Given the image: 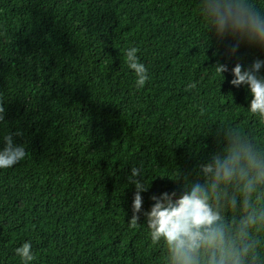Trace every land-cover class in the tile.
Instances as JSON below:
<instances>
[{
  "label": "trees",
  "instance_id": "trees-1",
  "mask_svg": "<svg viewBox=\"0 0 264 264\" xmlns=\"http://www.w3.org/2000/svg\"><path fill=\"white\" fill-rule=\"evenodd\" d=\"M234 44L207 34L199 0H0V150L20 132L13 142L28 153L0 169V264H25L15 253L25 242L27 264H166L144 216L129 224L128 177L141 168L148 211L153 195H179L176 169L194 177L219 150L220 127L264 147L248 87L230 84L233 67L264 49L241 43L233 54ZM131 47L148 69L142 88Z\"/></svg>",
  "mask_w": 264,
  "mask_h": 264
},
{
  "label": "clouds",
  "instance_id": "clouds-1",
  "mask_svg": "<svg viewBox=\"0 0 264 264\" xmlns=\"http://www.w3.org/2000/svg\"><path fill=\"white\" fill-rule=\"evenodd\" d=\"M207 34L217 41H235L233 54L241 43L264 49V5L259 0H199ZM138 49L126 51L128 67L134 71L136 86L149 80L148 69L139 61ZM264 60L248 67L237 63L232 69L234 87L246 85L252 96L248 111L264 118V77L258 75ZM222 79L227 66L217 61L213 66ZM196 88L190 83L186 90ZM6 108L0 97V123ZM218 149L199 164L196 175L176 169L173 183L177 191L150 197L148 211L142 212L141 193L148 191L139 167H132L128 180L135 187L130 226L145 218L154 245L163 242L166 264H264V147L238 127L218 129ZM5 134L0 150V169L12 168L28 153L24 145H15ZM139 177V179H137ZM25 264L35 259L31 242L15 249Z\"/></svg>",
  "mask_w": 264,
  "mask_h": 264
}]
</instances>
